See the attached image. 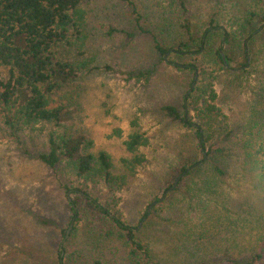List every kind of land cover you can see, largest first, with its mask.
Returning <instances> with one entry per match:
<instances>
[{
  "label": "rangeland",
  "instance_id": "1",
  "mask_svg": "<svg viewBox=\"0 0 264 264\" xmlns=\"http://www.w3.org/2000/svg\"><path fill=\"white\" fill-rule=\"evenodd\" d=\"M185 3L186 17L196 39L206 27L216 26L213 44L206 46L200 60L215 69L216 104L228 117L232 130L228 140L216 141L212 148L232 146L233 155L229 151L226 155L231 156L226 158L209 157L198 174L182 175L178 178H183L182 183H176L163 196L180 165L189 158L192 163L201 158L193 132L160 111L165 104L181 107L192 78L190 71L160 62L154 50L156 38L173 42L185 36L176 22L180 18L178 7L175 0H84L85 46L73 51L62 48L60 53L68 54L72 61H84L85 65L77 70L75 79L50 97L51 107L65 109L62 123L10 130L0 115V264H92L96 259L108 264H128L120 231L89 209L75 192L67 191L68 187L83 186L84 180L62 166L51 168L39 159L38 155L48 150L51 133L84 136L92 142L91 152L105 151L110 155L115 173H127L128 183L118 193V208L123 220L132 226L139 224L144 210L149 211L148 221L152 225L144 235L146 238L143 233L141 237L151 240L159 259L169 257L176 261L172 247L180 242L175 237L185 239L179 234L184 225L192 228L190 238L202 245L211 240V233L203 235V230H197L199 223L214 232L224 226L218 223L213 229L209 216L232 215L241 208L239 213L251 219L249 205L245 203L253 201L264 210V183L259 179L260 171L253 169L254 157L248 154L264 141V26L247 40L245 66H241L246 48L244 36L239 34L237 43L227 46L220 44L222 33L218 31L233 26L234 20L247 10L263 13L264 2ZM163 15L173 29L170 24L163 28L158 24ZM220 45L222 53L230 47L236 58L223 68L213 60ZM170 58L180 64L194 61L187 56ZM151 68L154 72L147 80L128 76L132 71ZM1 77H6L3 69ZM136 129L149 138V144L140 149L147 161L130 176L122 164L123 158L131 157L124 141ZM222 161L227 162L222 165L225 174H211L212 163ZM88 191L107 201L108 194L100 183H90ZM157 197H167L162 208V204L150 205ZM73 199L80 202L76 205L80 213L78 222L72 219L70 210ZM225 202L229 213L221 205ZM243 225L247 232L237 237L239 243L251 240L250 224ZM231 233L219 231L216 239L223 236L231 243ZM227 253L238 254L230 250ZM222 256L221 252L214 259Z\"/></svg>",
  "mask_w": 264,
  "mask_h": 264
},
{
  "label": "trees",
  "instance_id": "2",
  "mask_svg": "<svg viewBox=\"0 0 264 264\" xmlns=\"http://www.w3.org/2000/svg\"><path fill=\"white\" fill-rule=\"evenodd\" d=\"M83 1L0 0V69L6 71V77L0 78V115L10 130H23L36 124L59 126L64 120L65 109L62 106L51 107L50 97L55 91L75 79L77 70L85 65L84 61H72L68 54L60 53L62 48L73 51L85 46L87 17L82 7ZM259 1L264 2V0ZM175 3L180 13V18L176 22L185 36L173 42L156 38L154 50L160 62H167L178 69L190 71L192 78L181 107L165 104L160 107V111L171 120L178 122L184 129L193 132L197 140L196 149L201 158L194 163L191 162L193 161L191 158L183 162L177 173L172 175L163 196L175 183L178 185L182 183L183 178L178 180L182 175L187 177L193 173L198 174L202 166L208 163L209 157L226 158L233 155V150L230 149L232 146L216 150L212 148V144L216 141L228 140L232 130L228 117L216 104L215 69L206 66L200 60L202 56L204 57L206 46L213 44L216 26L206 27L202 35L196 39L193 36L192 23L186 17L188 9L185 0H175ZM166 21L168 17L163 15L158 24L163 28L164 25L170 24ZM261 25L264 26V12L259 14L247 10L242 17L234 20L233 26L218 30L222 33L220 44L225 43L227 46L236 42L239 34L244 36L243 45L246 48L241 66L248 64L247 40L259 31ZM171 29H173L172 25ZM220 47L221 45L215 49L213 60L223 68L236 58L230 47L224 50V54ZM170 55L187 56L194 61L180 64L173 61ZM153 72V68L132 71L128 76L131 79L147 80ZM48 143V150L40 153L39 159L51 168L62 166L84 180L83 186L73 189L68 187L67 191L75 192L85 201L89 209L98 213L120 231V237L124 239V258L128 264H264V210L262 211L263 207L259 203L257 205L255 201L245 203L249 205L247 210L251 219L239 213L242 211L241 208L232 215L226 214L216 218L209 216L212 228L215 229L220 223L224 225L220 226L222 230L216 232L207 230L199 223L197 230H203V235L211 233V240L202 245H198L197 241L190 238L192 228L184 225L179 234L185 239L175 237L180 242L179 245L172 247L176 261L170 260L169 257L159 259V252L154 251L151 240L146 241L141 237L142 233L145 237L152 225L150 220L148 221L149 211L147 209L143 211L138 225L132 226L123 220L118 208L120 202L118 193L127 185L129 177L127 173L114 172L110 155L105 151L91 152L89 148L92 142L81 135L56 136L51 133ZM148 144V136L140 129L128 134L124 141L125 149L131 157L123 158L122 164L131 174L130 176H134L146 163V156L140 152V149ZM229 151L231 155H226ZM248 154L254 157L253 169L260 171L259 179L264 183V141L258 143L257 147L251 149V153ZM223 163L227 162L222 161V164L213 162L210 173L215 176L224 175ZM90 183H100L104 186L108 194L107 201L92 196L88 191ZM162 198H154L150 205L155 203L157 206L162 202L164 204L167 197L163 200ZM79 203L78 199L70 202L72 219L76 222L80 220V213L76 209ZM221 205L229 213L228 202ZM152 212L150 211L151 215ZM243 222L250 224L248 236L251 240L247 243H239L237 240L239 235L247 232ZM140 224L141 229H139ZM194 228L196 229L195 226ZM232 228L235 230L233 231ZM74 229L76 230V226ZM219 231L227 235L232 232L233 241L229 243L228 240L223 239V236L220 237L221 240L216 239V236L220 235ZM229 250L238 254L231 255L227 253ZM221 252L223 256L214 259ZM60 254L59 251L61 258ZM92 264L108 263L96 259Z\"/></svg>",
  "mask_w": 264,
  "mask_h": 264
},
{
  "label": "water",
  "instance_id": "3",
  "mask_svg": "<svg viewBox=\"0 0 264 264\" xmlns=\"http://www.w3.org/2000/svg\"><path fill=\"white\" fill-rule=\"evenodd\" d=\"M223 59H224V56H223ZM175 184H176V183H175ZM175 184H174V186H175ZM174 186H173V187H174ZM173 187H172V188H173ZM67 232H68V231H67Z\"/></svg>",
  "mask_w": 264,
  "mask_h": 264
}]
</instances>
